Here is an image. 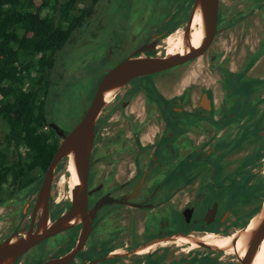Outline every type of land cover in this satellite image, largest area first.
Wrapping results in <instances>:
<instances>
[{
	"label": "flooded vegetation",
	"instance_id": "1",
	"mask_svg": "<svg viewBox=\"0 0 264 264\" xmlns=\"http://www.w3.org/2000/svg\"><path fill=\"white\" fill-rule=\"evenodd\" d=\"M233 1L236 2L233 5L234 11L228 17L224 8L227 2ZM194 3L195 0L190 16ZM261 8L264 28V0L220 1L218 32L212 48L205 55L211 52L206 74L210 71V79L215 80L214 82H195L184 90L181 97L175 95L171 99L166 98L160 90L152 92L153 97L143 89L127 90L129 85L137 81L156 77L151 75L152 77L133 80L111 98L96 128L88 178L87 213L82 218L83 221L73 223L64 232L43 240L17 264H50L53 259L74 251L85 231L89 234L86 242L68 264H181L180 252H188L192 257L187 264H202L205 260L210 264H223L221 261L240 264L237 258V262L225 261L223 256L226 253L208 251L205 248L195 250L192 244V248L188 245L190 250H179L175 244H164L177 242L173 240L179 239L181 234L194 237L209 233L232 235L246 227L263 204L264 71L257 76L254 72L258 70L257 61L264 50V39L258 43L253 39L254 35H258L254 32V23L260 17ZM198 17L199 15L195 19ZM238 21L241 26L239 38L235 42L237 47L229 52L228 58L220 60L218 57L221 50H215V46L218 45L220 36L230 27L228 25ZM177 30L167 33L171 35ZM167 33L165 30L160 33L155 30L145 39L141 38L138 46L128 56L153 44L156 49L154 52L149 49L139 55L161 54L158 51V41L164 35L167 37ZM138 39L136 36V40ZM229 39L230 36L226 38L227 45ZM241 49L243 51L238 59L242 60L239 62L233 53L236 54ZM243 55L245 58H242ZM198 60L200 59L172 70ZM255 82L259 87L253 90ZM182 84V77H175L172 90ZM246 92L248 94L245 97ZM217 95L220 97L219 102L216 101ZM247 99L249 108L245 110ZM240 113L245 114L241 120L237 119ZM165 115L168 117H164ZM57 121V115L50 118L49 126L45 129L52 128L55 131V138L60 145L64 139L63 133H70L73 128L67 130ZM257 124L254 133L252 127ZM152 128L157 130L158 135L154 148L148 151L142 145L143 134ZM246 130L250 132L249 135L254 133L258 136L254 144H251L255 141L253 137L244 140ZM162 132L161 138L159 134ZM161 141L164 145L160 144ZM234 141V147H231ZM255 144H259L256 154L253 150ZM224 147L225 152L219 151ZM163 151L168 152L165 160L167 163L160 157ZM209 157H215L216 161L208 165ZM242 165V172L237 173ZM61 166L62 163L57 172ZM183 173L185 179H182ZM249 176L258 183L259 194L263 199L259 197L236 208L235 205L243 203L238 197V184ZM40 184L41 182L36 186V197L34 200L31 198L27 205L31 212L28 221L23 226L18 221L12 225V232L7 235L0 231V243L31 228ZM212 188L216 195L225 199L209 196ZM222 192H225L224 196ZM241 195L244 196L243 193ZM53 201L52 186L51 223L71 210L72 192L61 202L56 200L57 204H53ZM37 224L38 216L34 226L37 227ZM164 238H167L166 243L153 244L155 240ZM192 250L195 251L190 252Z\"/></svg>",
	"mask_w": 264,
	"mask_h": 264
},
{
	"label": "rangeland",
	"instance_id": "2",
	"mask_svg": "<svg viewBox=\"0 0 264 264\" xmlns=\"http://www.w3.org/2000/svg\"><path fill=\"white\" fill-rule=\"evenodd\" d=\"M192 3L193 0H97L96 2L93 0H85V3L81 4L80 7L88 8L90 12L88 13V19L85 21L88 23L83 26L84 32H76V36H73L72 41L69 42L68 47L59 57V62L54 68V76L56 79L54 80L56 84L54 86L55 92L60 93L62 96L59 99H56V97L54 99L55 102H58V108L55 112L58 119L57 122L64 125L67 130L74 129L82 120L85 112L90 106L103 76L121 59L128 56L138 46L141 38L145 39L153 31L158 30V33H160L162 30H165L166 33H172L179 28L184 30L183 26L186 24L190 16ZM235 4V1L226 3L224 12L228 17L232 16V11H234L233 5ZM262 10L263 8H261L260 17L257 18L254 23V25H256V30L254 32L259 36L254 35L253 39L257 43L264 39ZM167 21L169 22L165 23ZM240 26L241 23H239V21L236 23L233 22L228 25V30L220 36L219 43L215 46V50H221L218 59L224 60L228 58L227 55L229 52H233V49L237 47L235 42L240 35ZM136 36L139 38L138 40H136ZM229 36L230 39L227 45L228 40H226V38ZM165 38L166 35L162 36V39L158 41V51H160L161 55H165L166 53L164 50ZM215 50L212 52L214 53ZM242 51L243 49L236 54L233 53L234 58L238 59V56ZM210 54L185 67L176 70H169L163 72L161 75L155 74L156 77H154V79L137 81L132 85H129L127 90L133 89L137 91V89H143L144 92L149 93L153 97L152 92L155 93L156 90H161L160 87L163 89V86L165 87L164 90L168 89L169 91H173L172 85L175 81V77L186 79V82L184 81L185 88L195 82L196 84L214 82L215 80L210 79V71H208V75L206 74L209 69L207 65L210 64L208 60ZM260 55L261 56L257 61L258 70L254 72L255 76L261 75L264 71V50H262ZM242 58H245V55H243ZM238 60L240 62L242 59ZM213 74L215 75L214 72ZM257 82L254 83L255 88L253 90L258 89L259 85H257ZM56 88H58L59 91H56ZM245 94L246 97L248 93L246 92ZM247 104L248 99L246 100L245 110L249 108ZM243 115L245 114H238L237 119L241 120ZM164 117L167 118L168 116L165 115ZM192 121L193 120H190V122ZM257 126L258 124L252 127L254 133ZM254 133L249 135L250 132L246 130L244 132V140L248 137H253L255 141H252L251 144H254L258 137L257 135H254ZM235 142L236 141L232 142L231 147H234ZM253 150L256 154L259 150V144H255ZM219 151L225 152L226 147ZM160 157L164 161L167 160V153L163 151L160 154ZM255 159L257 160L258 158L255 157ZM214 161H216L215 157H209L207 159L208 165L214 163ZM69 162V158H65L62 162L61 168L56 174L53 184V204H57L56 200L61 202L67 195H69V193H71V189L69 190V188H71L72 175L69 170ZM164 163H167V161ZM188 164L192 166L194 165L192 163ZM244 165H246V163H244ZM243 167L244 166L242 165L237 173L242 172ZM251 178L252 176L245 177L238 184V197L243 203L235 205L236 208L237 206L241 208L242 206H245V202H253L259 199V197L261 200L263 199L259 194L258 183ZM182 179H185L184 173L182 174ZM217 180L218 178L215 179V181ZM241 193H243L244 196H242ZM224 194L225 192H222L223 196ZM211 195H214L219 199H225L221 195H216L213 188L209 196ZM35 197V192L21 193L19 201L14 198L1 205L0 231L5 232L6 235L11 233L13 229L12 225L18 221L20 222V225L23 226L31 215L27 205L30 203V199L32 198V200H34L33 198ZM3 206H6L8 209ZM180 249L181 248H179V250ZM185 254H188V252H185ZM185 254L180 252L181 264H187L192 258L189 254V256ZM223 258L225 261L237 262L235 256L232 257L225 255ZM221 263L227 264L228 262L225 263L224 261H221ZM202 264H210V262L205 260L202 261Z\"/></svg>",
	"mask_w": 264,
	"mask_h": 264
},
{
	"label": "trees",
	"instance_id": "3",
	"mask_svg": "<svg viewBox=\"0 0 264 264\" xmlns=\"http://www.w3.org/2000/svg\"><path fill=\"white\" fill-rule=\"evenodd\" d=\"M84 3L0 0V206L34 193L57 151L55 131L45 129L62 97L54 68L84 32Z\"/></svg>",
	"mask_w": 264,
	"mask_h": 264
},
{
	"label": "water",
	"instance_id": "4",
	"mask_svg": "<svg viewBox=\"0 0 264 264\" xmlns=\"http://www.w3.org/2000/svg\"><path fill=\"white\" fill-rule=\"evenodd\" d=\"M220 1L221 0H195L193 13L184 29L183 45L185 51L183 54L139 55L141 52H146L149 49L154 52L156 49L153 44L151 47H143L137 50L133 55L126 57L103 76L82 120L70 133H63L64 139L60 143L41 181L35 201L33 224L31 228L21 234L11 236L0 243V264H17L24 255L30 252L43 240L64 232L70 228L73 223L83 221L82 218H84L87 213L88 178L96 139V128L109 101L137 78L169 71L204 57L212 48L218 32ZM197 14H200L201 17L202 40L198 47H194L191 43V35L192 24ZM65 158H69L70 162L72 161L74 164L78 184L71 188V210L51 223L49 220L52 186L57 169ZM37 216L38 224L37 227H35L34 224ZM88 235L87 231H85L74 251L64 257L53 259L50 264L70 263L86 242ZM216 235L232 237V242L228 248L234 251V255L239 260L240 264H254L260 247L264 242V201L259 211L254 215L246 227L238 230L232 235H222L219 233ZM181 238L188 239L194 243L198 242L199 248H205L208 251L219 253L227 252L224 249L199 242L200 237L181 234L179 239ZM179 239H174L173 241H179ZM166 241L167 238L158 239L155 240L153 244L160 245V243H166ZM239 242L241 243L240 248H238Z\"/></svg>",
	"mask_w": 264,
	"mask_h": 264
},
{
	"label": "bare ground",
	"instance_id": "5",
	"mask_svg": "<svg viewBox=\"0 0 264 264\" xmlns=\"http://www.w3.org/2000/svg\"><path fill=\"white\" fill-rule=\"evenodd\" d=\"M198 15L200 17V14H197L195 16V18ZM199 17H198L197 20L194 18V21H193V24H192L191 43H192V45L194 47H198L199 44L201 43V40H202L201 22H200L201 17H200V20H199ZM195 20H196V24H195V28H194ZM198 26H199V28H198ZM183 34H184V30L182 28H179L175 33H173L171 35H168L165 38V41H164V45H165L164 46V50L166 52L165 54H167V55H175V54H183L184 53L185 48H184V45H183ZM69 164H70L69 165V170L71 171V174H72L71 188H73L74 186H76L78 184V178H77V174H76V171H75V168H74V164L72 163V161L69 162ZM63 181H61V182H63ZM71 188H69V190ZM70 194L71 193H69V195ZM226 235H228V234H226ZM199 242H203V243H205L207 245L214 246V247H217L219 249H224V250L227 251L226 252L227 256H232V257L235 256L234 255V251L233 250H229V248H228V246L232 242V237L231 236H221V235H216V234H213V233H209V234H205V235L201 236L199 238ZM186 243H188V244H186ZM170 244H175V246H177L179 248H182L183 250L185 248L190 250L189 248H192L193 246H194L193 249L194 248H196V249L198 248L199 249L198 242L194 243V242H191V241H189L188 239H185V238H181V239H179V241H177L175 243L171 242V241L167 242L166 244H164V246L170 245ZM188 245H191V247L188 248ZM240 246H241V243L239 242L238 243V248H240ZM242 256H244V255H242ZM254 264H264V242L262 243V245L260 247V251H259V253H258V255H257L256 259H255Z\"/></svg>",
	"mask_w": 264,
	"mask_h": 264
},
{
	"label": "crops",
	"instance_id": "6",
	"mask_svg": "<svg viewBox=\"0 0 264 264\" xmlns=\"http://www.w3.org/2000/svg\"><path fill=\"white\" fill-rule=\"evenodd\" d=\"M189 78V77H188ZM183 80V84H182V86H180V87H178V88H176V87H174V89H173V91H169L168 89L167 90H164L165 89V87L163 86V89H162V87H160V91L165 95V97L166 98H168V99H171V98H173L175 95L177 96V97H181L182 95H183V93H184V90L185 89H187V88H185L184 87V84H185V82H186V79L185 78H183L182 79ZM185 81V82H184ZM190 81V80H189ZM187 85H189V84H187ZM217 99H216V101L217 102H219V100H220V97H219V95H217ZM135 113V112H134ZM212 125H210V127H211ZM208 129H210L209 127H207ZM157 130L156 129H147L145 132H144V134H143V136H144V140H143V146H145V147H147L148 148V151H150L152 148H154V144H155V138H156V136L158 135L157 133ZM163 133L164 132H162L161 134H159V137H161L162 138V136H163ZM164 140V139H163ZM161 145H164L163 144V142L161 141V143H160ZM247 147V146H246ZM168 153V152H167ZM186 169H189V168H186ZM186 201V200H185ZM184 201V202H185Z\"/></svg>",
	"mask_w": 264,
	"mask_h": 264
}]
</instances>
